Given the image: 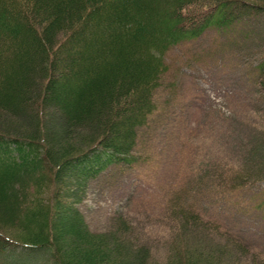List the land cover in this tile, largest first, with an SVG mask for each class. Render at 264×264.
<instances>
[{"label": "trees", "instance_id": "1", "mask_svg": "<svg viewBox=\"0 0 264 264\" xmlns=\"http://www.w3.org/2000/svg\"><path fill=\"white\" fill-rule=\"evenodd\" d=\"M261 14L264 0H0V264L45 255L48 264H264L196 210L193 189L167 201L163 261L125 219L96 233L78 208L83 185L133 162L136 137L157 113L167 53ZM259 85L264 101V67ZM251 154L208 170L207 192L262 178L264 146L257 141ZM17 250L26 261L9 254Z\"/></svg>", "mask_w": 264, "mask_h": 264}, {"label": "rangeland", "instance_id": "2", "mask_svg": "<svg viewBox=\"0 0 264 264\" xmlns=\"http://www.w3.org/2000/svg\"><path fill=\"white\" fill-rule=\"evenodd\" d=\"M166 61L169 72L156 94V116L136 137L137 162L111 165L82 186L78 208L85 222L97 233L113 230L123 218L155 259L163 261L173 227L167 201L193 189L197 211L264 255V176L229 193L211 194L205 188L208 170L217 172L226 162L236 166L252 155L257 141L264 146L259 85L264 15L247 17L225 31L210 28L200 38L176 45ZM244 148L247 153L241 155ZM4 232L14 236L17 229ZM9 254L19 262L29 257L22 250ZM34 263L48 264L47 256Z\"/></svg>", "mask_w": 264, "mask_h": 264}]
</instances>
